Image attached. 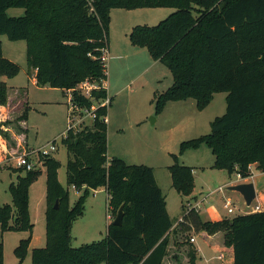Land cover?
Masks as SVG:
<instances>
[{
	"label": "trees",
	"instance_id": "obj_1",
	"mask_svg": "<svg viewBox=\"0 0 264 264\" xmlns=\"http://www.w3.org/2000/svg\"><path fill=\"white\" fill-rule=\"evenodd\" d=\"M169 6L176 10L158 24H138L130 39L165 62L173 84L156 92V112L169 101L193 97L204 109L214 93L227 91L226 112L211 122V132L182 142V150L208 145L215 154L213 168L243 178L253 164L264 171V0H0V36L25 39L27 61L36 70L37 84L72 90V101L91 110L108 98L103 86L107 66L101 60L108 46L110 10ZM10 8H24L21 16ZM21 66L6 58L0 40V104L8 102L3 76L14 77ZM97 84L89 96L78 90L83 82ZM27 108L21 120L27 117ZM91 125L70 128L62 142L69 152L67 183L59 180L62 163L40 155L46 179V245L32 248V264H163L168 254L173 222L166 196L154 167L109 157L107 106H98ZM0 122V134L8 138ZM172 186L182 195L195 189L193 167L174 162L169 167ZM10 184L13 203H0V229L28 231L15 249L23 260L31 244L34 223L28 207L29 187L42 173L26 169ZM69 186L83 190L74 204ZM105 187L115 217L124 205L121 225H108L105 238L74 247L73 226L84 215L91 190ZM58 203V207L56 204ZM223 231L225 245L233 247V264H264V210L232 218L203 220L194 208L186 210L176 231ZM189 264H197L195 249ZM0 264L4 247L0 242Z\"/></svg>",
	"mask_w": 264,
	"mask_h": 264
},
{
	"label": "rangeland",
	"instance_id": "obj_2",
	"mask_svg": "<svg viewBox=\"0 0 264 264\" xmlns=\"http://www.w3.org/2000/svg\"><path fill=\"white\" fill-rule=\"evenodd\" d=\"M175 10L176 8L169 6L131 9L116 7L110 10L108 46L111 50L108 60L105 61L107 79L110 90L112 89L110 93L112 102L108 104L106 117L108 154L110 157H120L130 164H146L154 167L159 183L167 194L168 208L174 222L184 213V209H187V202L194 203L203 197L205 200L201 202L198 212L203 220H214L224 215L233 217L241 214V211L253 209L259 202L264 207V171L257 166L252 167L253 176L250 178V181L256 185L257 197L248 206L239 191L228 188L246 181L239 178L236 172L230 174L226 169L213 168L211 165L215 154L205 142L198 147L182 150L183 141L211 132V122L226 112L227 91L214 93L213 99L202 110L198 109L196 99L190 97L169 101L162 112H156V92H162L171 86L174 81L173 75L169 66L161 60L151 65L153 59L148 49L134 45L130 34L134 26L138 24L154 26ZM24 12V8L8 9V14L11 16H21ZM0 40L4 56L21 66L19 74L14 77L5 76L3 79L8 81L10 86H17V93L21 92L23 95L25 101L22 97L19 99L24 105L23 107L21 105L19 110L24 111L29 106L27 129H23L28 144L26 149L34 151L28 157L35 161L36 168L42 169V173L29 187L28 207L34 228L28 252L23 260H20L15 251L20 241L30 235L28 231L0 229V242L4 247V264H32L33 244L41 247L46 245L47 175L42 162L38 161L37 151L46 146L49 148L50 143L56 141L58 148L51 150L50 155L61 161L59 180L68 187L69 152L62 138L69 126L73 107L66 90L48 85L41 86L33 81L35 69L31 68L27 61L25 39L11 40L3 34ZM123 87L122 91H117ZM75 114L82 119L77 125L82 124L81 126L84 127L93 123L91 115L80 110ZM108 118L111 120L108 121ZM10 123L19 127L15 119ZM26 149L23 146L17 148V153H23ZM7 157L8 159L0 163V203L12 204L10 184L16 183L19 175H25V167L17 166L16 160L10 159V154ZM174 162L196 168L198 192L196 197L190 199L172 186L168 167ZM69 190L71 203L74 204L83 194V190L79 191L72 186H69ZM228 199L232 202L234 212H229L225 207ZM108 200L107 190L98 188V191H90L85 202L84 216L76 220L73 226L74 247L105 238L108 225L114 219L109 210ZM224 233L223 231L214 233L215 239L219 241L216 244L219 245L224 239L225 245ZM191 236L197 237L196 244L201 247L198 252V264H228V255L226 254L225 261H222L218 257L221 251L209 246L202 233L192 231L184 233L182 230L176 231L170 239L165 264L172 259H175L176 264H189L187 254L191 244L188 239Z\"/></svg>",
	"mask_w": 264,
	"mask_h": 264
},
{
	"label": "crops",
	"instance_id": "obj_3",
	"mask_svg": "<svg viewBox=\"0 0 264 264\" xmlns=\"http://www.w3.org/2000/svg\"><path fill=\"white\" fill-rule=\"evenodd\" d=\"M110 47L107 46V60L109 58V55H110ZM122 56V55H121ZM153 59V58H152ZM158 61V60H155L153 59L152 61V64L151 65H154V63ZM156 64V63H155ZM34 75L32 77L33 81L37 83V79H36V70L33 72ZM108 76V75H107ZM5 77V76H3ZM2 77V78H3ZM5 80V79H4ZM108 79H106L104 82H103V86L107 89L108 91V99H109V103H111V98H110V93L111 90H110V83H109V80L107 81ZM5 82L7 83V86H8V92H9V96H8V102L6 105H1L0 104V122L1 121H13L14 119L18 122L19 124V127L17 125L14 126V123H9L8 126L6 127L7 131H8V138H4L1 136L0 134V163H2L4 160L8 159V155L11 154L12 152H14L15 150H17V148H21L23 146V148H27V145L26 144V134L23 133V129H27V117L26 119L24 120H21V115L23 113V109L19 110V107L22 105H24V103H22L24 100L23 98V95L21 94V92L17 93V86H10L8 81L5 80ZM124 89V87L122 89H119L117 90L118 92L122 91ZM67 91V94H69L68 90ZM19 97H22L23 98V101L19 99ZM22 101V102H21ZM28 109H29V106H28ZM28 112V111H27ZM109 119V118H108ZM111 119H109L108 121H110ZM106 121H107V118H106ZM28 150V149H26ZM109 155V154H108ZM110 157V156H109ZM111 158V157H110ZM253 166H256V164H253L251 166V168ZM193 173H194V177H195V189L193 191V194L190 195V196H187L188 198L190 197H196L198 194L197 192V181H196V168H193ZM155 177H156V180L159 184V186L161 187L160 183H159V180H158V177L156 175V172H155ZM240 178V177H239ZM250 178L251 177H247V178H243L244 181L246 182H250ZM255 184V183H254ZM73 187V186H72ZM256 187V185H255ZM75 188V187H73ZM101 189H105L107 190L105 187H100ZM162 189V187H161ZM100 190V189H99ZM94 191H98V189H95ZM163 191V189H162ZM256 191H257V188H256ZM108 192V191H107ZM163 193L165 194L166 196V201H167V194L163 191ZM257 197V196H256ZM191 199V198H190ZM202 202L205 200V197H203L202 199ZM200 200V201H201ZM261 203V202H260ZM262 205V203H261ZM167 209H168V212L170 214V211H169V208H168V201H167ZM187 209H184V213L182 215H180V217L178 218V220L176 222L173 221L172 219V216L170 214V217L172 219V222H173V228L172 230L170 231V239L173 238V235H174V231L173 229L177 228L178 224L181 222V219H183V216L185 214ZM200 210V209H199ZM198 210V212H199ZM252 212V210H250ZM85 213V212H84ZM84 216V215H83ZM83 216H81L80 218H82ZM232 218L230 216H227V215H224V216H220V217H216L214 220H219V219H222V218ZM234 217V216H233ZM192 232H196L194 230H192ZM196 233H202L204 235V238L205 240L207 241L208 245L211 246V247H215V248H218L221 252L219 254V258L222 259V261H225L224 260V256L227 254L228 255V264H233V260H234V250H233V247H227L224 245V239L220 242V244H216V242H219L215 239V236L216 234H209L205 231H199V232H196ZM191 237H194V236H191ZM191 237L188 239V242L191 244L190 246V249H195L196 251V255H197V259H198V252H200V249L201 247L197 246L196 244V241H197V237H194L195 238V241L192 242L190 239ZM187 240V239H186ZM190 240V241H189ZM33 241V240H32ZM33 244V242H32ZM181 243H179L180 245ZM184 244H187V243H184ZM35 244H33L32 247H35L34 246ZM188 245V244H187ZM169 246H170V243H169ZM183 246V245H182ZM169 249V248H168ZM189 252V251H188ZM188 256V254H187ZM166 258H167V255L166 257L164 258V261H163V264L166 263ZM226 258V256H225ZM169 261V262H168ZM167 263L168 264H176V261L175 259H172L171 261L168 260ZM198 264V263H197Z\"/></svg>",
	"mask_w": 264,
	"mask_h": 264
},
{
	"label": "built area",
	"instance_id": "obj_4",
	"mask_svg": "<svg viewBox=\"0 0 264 264\" xmlns=\"http://www.w3.org/2000/svg\"><path fill=\"white\" fill-rule=\"evenodd\" d=\"M101 60L103 62L107 61V48H104L103 49V53L101 55ZM95 88H99V86L97 84H94V83H90L88 81L86 82H83L81 83L79 86H78V90H80L83 94H85L86 96H89L90 93H91V90L92 89H95ZM69 94H67L69 96V102H71L72 104V112H71V115H70V120H69V126L67 128L70 129V128H75V129H78V128H81L80 126L82 124H79L77 125V122H79L80 120H82L79 116L75 114L76 111L80 110L81 112H85L86 114H89L91 115L93 118L95 117V113L94 111L97 109L98 106H107L109 104V99L106 98L105 100H103L98 106L94 105L92 107L91 110H88V109H82L80 108L79 106L75 105L74 102L72 101V90H68ZM67 134V131L64 133V136H66ZM58 148L57 146V143L56 141H53L52 143H50V147L48 148L47 146L46 147H43L41 149H39L37 151V153H39V157L40 155H49L51 150H56ZM18 150H15L14 152H12L10 155H11V158L10 159H15L16 160V165L17 166H24L26 169H34L36 168V164H35V161L34 160H31L30 157H28L29 155L31 156V154L34 153V151H29V150H25L23 153H17ZM38 161L40 162V159H38ZM238 177L240 178H243L240 174H237ZM253 176V174H252ZM251 177V176H250ZM201 201H196L194 203H191V202H187V210L188 209H191V208H194L196 209L197 211L201 208ZM253 203V202H252ZM249 206V205H248ZM225 207L228 208V211L229 212H234L235 209L232 207V202L230 199H228L226 202H225ZM252 212H256V211H263L264 210V207L263 205H261V203H257L253 209H251ZM242 213H249L251 212L250 210H244V211H241ZM182 220V219H181ZM192 242L195 241V238L194 237H191L190 239Z\"/></svg>",
	"mask_w": 264,
	"mask_h": 264
},
{
	"label": "water",
	"instance_id": "obj_5",
	"mask_svg": "<svg viewBox=\"0 0 264 264\" xmlns=\"http://www.w3.org/2000/svg\"><path fill=\"white\" fill-rule=\"evenodd\" d=\"M231 190L239 191L244 199L247 205H251L254 199L257 196V191L254 182H242L238 184H234L228 187ZM56 207H58V203L56 204ZM124 218V205H122L116 216L113 219V223L115 225H121L123 223Z\"/></svg>",
	"mask_w": 264,
	"mask_h": 264
}]
</instances>
